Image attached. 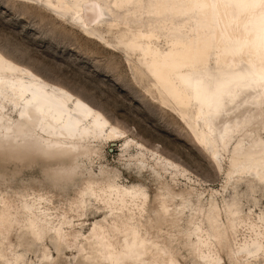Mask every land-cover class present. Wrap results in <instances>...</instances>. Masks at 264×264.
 <instances>
[{
    "label": "rangeland",
    "instance_id": "1",
    "mask_svg": "<svg viewBox=\"0 0 264 264\" xmlns=\"http://www.w3.org/2000/svg\"><path fill=\"white\" fill-rule=\"evenodd\" d=\"M85 29L46 0H0L2 55L71 92L130 139L188 171L191 181L181 178L174 182L151 169L144 172L122 157L123 141L107 143L103 156L91 160L48 152L38 137L26 132L1 137L0 199L14 219L8 238L27 253L31 264H40L44 252L54 257L52 264H94L97 260L90 259L94 255L93 231L103 227L111 244L122 249L132 226L147 250L141 258L135 252L129 258L121 256L114 264H264V223L260 221L264 185H257L252 192L253 178L242 174V168H232L228 159L221 171L173 105L161 103L148 80L138 74V59L117 43L115 33L105 25L94 35ZM229 109L226 115L236 111L234 106ZM6 112L17 120L18 113L11 107ZM259 120L242 133L239 154L264 148V119ZM215 125L221 127L219 121ZM235 146H230L228 155L235 152ZM89 182L96 184V189L112 182L114 192L117 188L140 189L147 196L143 213L135 210L136 217L130 221L128 213L106 208L103 202L82 205L81 193ZM39 199L50 209L56 226L64 218L71 222L66 234L70 239L78 237L71 247L51 232L43 230L36 238L28 230L30 216L25 203ZM163 203L171 214L161 212ZM233 203L242 213L235 233L228 228L226 208ZM212 208L218 209L219 217L211 213ZM209 218H216L220 231L225 229L227 249L218 248ZM195 224L202 229L200 237L210 235L208 244L193 235ZM100 264L111 263L104 259Z\"/></svg>",
    "mask_w": 264,
    "mask_h": 264
},
{
    "label": "bare ground",
    "instance_id": "2",
    "mask_svg": "<svg viewBox=\"0 0 264 264\" xmlns=\"http://www.w3.org/2000/svg\"><path fill=\"white\" fill-rule=\"evenodd\" d=\"M46 2L85 27L89 35H94L100 26H107L126 53L138 59V74L148 80L161 103L173 105L195 141L211 155L218 168L222 171L228 159L232 168H242V174L249 173L253 178L252 192L257 185H264V148L246 154L237 152L242 133L249 125L264 119V0ZM232 106L236 111L226 115ZM8 107L18 113L16 121L6 112ZM217 121L221 127L215 125ZM24 132L38 137L48 152H56L58 156L82 155L91 160L103 156L107 143L123 141L122 157H128L127 161L138 164L144 172L151 169L158 176H170L174 182L181 178L191 181L188 171L130 139L101 112L0 53V138ZM233 144L236 150L230 156ZM95 185L89 182L82 191V205L93 200L103 202L106 208L128 213L130 221L136 217L135 210L143 213L147 196L140 189L117 188L114 192L116 186L112 182L97 189ZM44 206L42 199L25 203L30 216L28 230L36 238L42 236L43 230L51 232L71 247L78 239L74 236L70 239L66 234L71 222L64 218L56 226L50 209ZM226 208L228 228L235 233L241 209L237 203ZM211 211L219 217L217 208ZM161 212L171 214L164 203ZM12 216L0 199V263L31 264L27 253L8 238V227H14ZM215 219L209 218L210 227L215 231L218 248L224 249L225 238L229 237H225V229L220 231L221 227L215 226L219 224ZM260 221L264 223V215ZM128 230L130 234L122 249L111 244L103 227L94 230L91 245L94 255L90 258L97 260L94 264L104 259L114 264L121 256L129 258L135 252L141 258L147 250L145 241L134 227ZM201 230L195 224L193 235L202 244H208L210 235L200 237ZM53 261L51 253L44 252L40 264Z\"/></svg>",
    "mask_w": 264,
    "mask_h": 264
}]
</instances>
